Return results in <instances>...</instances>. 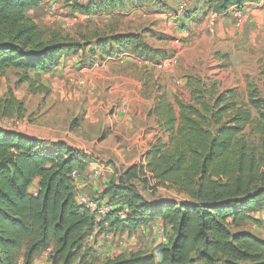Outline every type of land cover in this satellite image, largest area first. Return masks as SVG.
<instances>
[{
    "label": "trees",
    "instance_id": "obj_1",
    "mask_svg": "<svg viewBox=\"0 0 264 264\" xmlns=\"http://www.w3.org/2000/svg\"><path fill=\"white\" fill-rule=\"evenodd\" d=\"M42 0H0V76L17 70L31 90L45 92L29 76L48 71L62 56L83 47L58 34L46 36L28 11ZM126 0H96L94 6L74 8L86 13L121 7ZM260 0H209L220 14L231 7ZM97 37V48L146 51L140 35L118 33ZM190 99L170 102L157 86L150 113L157 117L155 142L142 162L129 166L118 184L105 188L117 205L106 217L113 232H134L161 219L171 234L167 243L149 252L108 258L102 264H264V240L233 232L264 208V99L248 81L245 102L237 103L236 88L217 90L216 81L190 79ZM22 110L9 90L0 98V116ZM41 146L23 134L0 128V264H31L48 250L51 264H97L84 243L86 232L101 228L93 213L75 200L71 172H83L88 158L62 142ZM166 188L181 198L145 199L131 182ZM37 181V189L30 186ZM127 208L125 216L121 210ZM257 222L256 220H254ZM103 228V227H102ZM156 258L160 260L157 261Z\"/></svg>",
    "mask_w": 264,
    "mask_h": 264
},
{
    "label": "rangeland",
    "instance_id": "obj_2",
    "mask_svg": "<svg viewBox=\"0 0 264 264\" xmlns=\"http://www.w3.org/2000/svg\"><path fill=\"white\" fill-rule=\"evenodd\" d=\"M208 1L126 0L121 7H92L81 13L74 4L94 6L96 0H42L28 11L31 19L47 37L58 34L83 47L60 57L48 71L29 72L47 93H34L29 83L20 81L17 70H6L0 76V98L8 99L10 90L22 110L0 116V128L30 137L46 148L62 142L80 150L83 144L89 160L80 172L86 175V195L102 199L105 188L118 184L129 166L141 163L143 153L161 136L157 117L150 113L157 86L170 102L175 98L187 102L190 79L215 80L218 91L236 88V101L241 103L246 101L249 81L264 99V12H259L264 0L220 14L210 10ZM243 13L244 21L240 19ZM127 32L140 35L146 51L109 44L104 53L98 50L95 35L106 38ZM167 59L174 62L160 67ZM106 141L109 146H102ZM99 155L101 159H95ZM96 160L103 171L94 177L90 165ZM131 182L149 201L181 198L172 190L145 186L140 179ZM36 189L37 181L30 186V191ZM105 199L114 204L109 196ZM250 216L251 220L231 230L264 240V208ZM110 231L101 227L86 232L84 243L97 257V264L149 252L167 243L171 234L169 226L157 219L143 231L116 232L117 238Z\"/></svg>",
    "mask_w": 264,
    "mask_h": 264
},
{
    "label": "built area",
    "instance_id": "obj_3",
    "mask_svg": "<svg viewBox=\"0 0 264 264\" xmlns=\"http://www.w3.org/2000/svg\"><path fill=\"white\" fill-rule=\"evenodd\" d=\"M240 19L244 21L245 19L244 13L240 16ZM237 24H239V22ZM173 62H174L173 59L163 60L162 62L159 63V66L166 67L167 65L172 64ZM92 163L93 165L92 166L90 165L91 175L96 177L99 173L103 171V167H102L101 162L98 160ZM81 174L82 173L78 172L77 170H73L71 172V178L74 184L75 200L77 203L85 206L91 213H93L96 223H100L103 228L107 229L108 227H107L106 217L109 214L112 207L111 205L106 203L107 201L105 198L93 199V200L89 199V197L86 195V192H85V185H86L85 176L86 175L82 177ZM126 211H127V208H124L120 215L121 218L125 216ZM140 229L143 231L144 227ZM110 232L117 238L116 232H113V231H110Z\"/></svg>",
    "mask_w": 264,
    "mask_h": 264
},
{
    "label": "crops",
    "instance_id": "obj_4",
    "mask_svg": "<svg viewBox=\"0 0 264 264\" xmlns=\"http://www.w3.org/2000/svg\"><path fill=\"white\" fill-rule=\"evenodd\" d=\"M261 1H263V0H260V1L257 2V3H246V4H244L243 6H240V7H243V8H244V7H246L247 5L259 4V3H261ZM240 7H239V8H240ZM231 8H233V7H231ZM231 8H230V9H231ZM230 9H228L227 12H229ZM259 12H264V6L259 10ZM101 145H102V146H105V145L109 146V143H107V141H106V142H102ZM67 146H69V144H67ZM76 146H78V145H76ZM82 146H83V144L80 145V146H78V148H80V150H82V149H81ZM69 147H71V146H69ZM82 151H83L84 153L87 152L85 149H83ZM96 156H97V155H96ZM100 156H101V155H99V157H95V159H101ZM34 182H36V180H35ZM157 220L160 221V222H162V220H160V219H157ZM48 252H49V251L47 250V251H43V252L39 253L38 255H36L35 258H34V260L32 261L31 264H51L50 261L48 260ZM18 262H19L18 264H23V261H22L21 258L19 259Z\"/></svg>",
    "mask_w": 264,
    "mask_h": 264
}]
</instances>
